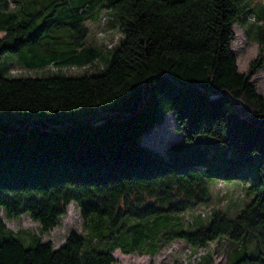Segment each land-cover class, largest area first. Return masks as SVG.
Segmentation results:
<instances>
[{
  "label": "trees",
  "instance_id": "obj_1",
  "mask_svg": "<svg viewBox=\"0 0 264 264\" xmlns=\"http://www.w3.org/2000/svg\"><path fill=\"white\" fill-rule=\"evenodd\" d=\"M241 7L251 0H0V63L7 53L28 68L94 63L96 8L124 35L101 73H0V264H114L117 249L154 256L178 240L227 242L229 264H264L250 255L264 238V95L253 81L264 62L239 70ZM169 113L182 135L160 152L142 136ZM213 182L243 185V207L186 220L212 203ZM72 203L87 233L58 247L42 233L26 247L4 224L27 215L49 232Z\"/></svg>",
  "mask_w": 264,
  "mask_h": 264
},
{
  "label": "rangeland",
  "instance_id": "obj_2",
  "mask_svg": "<svg viewBox=\"0 0 264 264\" xmlns=\"http://www.w3.org/2000/svg\"><path fill=\"white\" fill-rule=\"evenodd\" d=\"M251 2V10L249 8L245 10V7L240 8L238 19L234 24L236 38L233 42V50L238 59L239 70L244 73L250 71L251 63L258 57H261L262 62H264V44L262 45L260 42V37L264 33V0H251ZM95 10L94 16L87 18L86 22L90 27L89 40L98 45L103 51V55L99 60L86 66H65L55 69L28 68L21 62L23 59L18 54L7 53L1 60L0 73L7 78H23L50 75L83 76L103 72L109 66L113 54L120 46L124 35L120 25L108 12L99 8ZM253 81L264 95V65L253 76ZM181 135V133L178 134L175 131L173 114L169 113L166 115L164 123L156 125L142 137L145 144L163 152L170 143L180 139ZM212 189L214 192L212 203L209 206H200L194 212L186 213L184 215L186 220L195 221L197 215L201 212H208L209 215L206 217L208 218L214 210H221L230 215H235L247 200L243 185L239 182H213ZM3 219L6 228L15 232L26 247L35 244L36 241L33 236L36 234L42 233L44 241L51 240L58 247L64 243L68 233L73 230L83 234L87 233L84 220L74 203L69 205L68 212L62 218L61 224L45 233L41 232L40 223L32 220L27 215L14 219ZM257 241H260L261 247L255 253L250 251V255H257L259 251L264 253V238L259 237ZM255 247H257L256 243ZM229 250L230 247L227 242H214L206 249H194L186 242L178 240L166 246L154 256L137 252L125 254L117 249L114 255L118 262L114 264H199L210 254L214 256L211 264H229L227 261Z\"/></svg>",
  "mask_w": 264,
  "mask_h": 264
}]
</instances>
